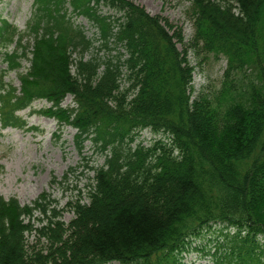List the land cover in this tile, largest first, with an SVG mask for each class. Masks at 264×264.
<instances>
[{
	"label": "trees",
	"instance_id": "16d2710c",
	"mask_svg": "<svg viewBox=\"0 0 264 264\" xmlns=\"http://www.w3.org/2000/svg\"><path fill=\"white\" fill-rule=\"evenodd\" d=\"M191 2L189 44L131 0H34L23 33L0 16L2 128L44 101L77 131L79 152L92 142L104 155L68 224L47 194L24 206L0 196V264H183L192 239L215 225L225 238L216 264H264V0ZM73 16L98 29L97 53L124 52L85 59L94 44ZM189 49L227 58L225 100L236 73L257 81L228 103L192 99ZM12 72L19 89L6 81ZM144 131L162 139L135 145Z\"/></svg>",
	"mask_w": 264,
	"mask_h": 264
},
{
	"label": "rangeland",
	"instance_id": "374dc122",
	"mask_svg": "<svg viewBox=\"0 0 264 264\" xmlns=\"http://www.w3.org/2000/svg\"><path fill=\"white\" fill-rule=\"evenodd\" d=\"M131 1L144 7L149 14L160 16L175 28L181 29L185 43H190L194 35L193 21L189 13L192 0ZM33 4L34 0H0V16L16 26L20 32H27ZM102 11L104 14H111L107 8H102ZM73 21L94 44L85 59L97 54L103 56V59H108L124 52L118 47L113 52L97 53L101 43L97 28L82 16H73ZM178 48L183 51L181 45H178ZM74 57H77V54H74ZM188 59L194 69L192 99L207 96L228 103L233 99H241L240 92L251 91L250 84L257 81L255 72L250 69L236 73L232 77L234 93L225 100L221 89L225 81L227 58L224 55L205 54L189 49ZM29 66V62H23L24 69ZM5 68L0 55V74ZM6 81L16 89L21 87L14 72L8 74ZM68 106L73 107L71 97H67L63 103V107ZM49 108L50 104L37 101L32 108L35 113L30 110L19 113L22 119L20 127L3 130L0 124V196L5 200L15 198L24 206L31 205L39 196L47 194L53 204L52 208H55L61 214V220L68 224L75 217L70 204L79 199L88 202V184L95 175L91 168L101 167L104 164V155L92 142H87L83 152H79L75 138L77 131L51 118ZM159 139H162L161 135L144 131L135 145L149 147ZM70 168H76V171L63 180ZM38 218L42 216L36 213V226L39 225L38 221L36 222ZM222 229V225H215L193 238L192 244L181 255L183 264H216L213 254L217 252L218 245L225 241V238L220 236ZM233 233L234 230L231 235ZM28 239L30 243L34 242L31 235ZM261 244L264 246V238Z\"/></svg>",
	"mask_w": 264,
	"mask_h": 264
}]
</instances>
